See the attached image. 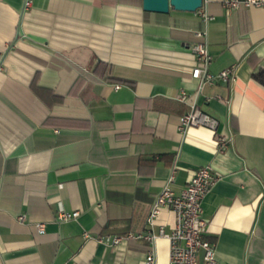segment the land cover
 Instances as JSON below:
<instances>
[{"label": "crops", "instance_id": "1", "mask_svg": "<svg viewBox=\"0 0 264 264\" xmlns=\"http://www.w3.org/2000/svg\"><path fill=\"white\" fill-rule=\"evenodd\" d=\"M25 1L0 0V264H143L149 249L170 264L158 229L169 232L174 214L162 207L150 225L149 211L173 169L179 189L206 164L221 176L202 200L216 264H264V84L253 76L264 69V9ZM197 41L211 72L236 64L232 79L198 90ZM181 88L215 130L179 129ZM59 209L79 216L59 222ZM148 230L153 242L97 241Z\"/></svg>", "mask_w": 264, "mask_h": 264}, {"label": "built area", "instance_id": "2", "mask_svg": "<svg viewBox=\"0 0 264 264\" xmlns=\"http://www.w3.org/2000/svg\"><path fill=\"white\" fill-rule=\"evenodd\" d=\"M226 9L240 7H260L264 9V0H221ZM25 4L29 5L27 0ZM201 15L207 18L202 12ZM203 32L197 31L196 35ZM191 50L195 55L196 64L192 67L191 76L198 80V90L205 84H214L218 80L227 81L235 74L236 64L223 68L217 72L208 69L212 54L204 42L197 41L192 44ZM119 87V85H115ZM176 98L189 104V110L180 116L179 129L191 125L207 126L212 130L217 127V119L209 113L201 110L191 99V95L181 88ZM217 145L220 148H227L230 138L217 134L215 136ZM174 169L170 172L165 184L156 194L152 207L149 211L147 222L152 225L155 216L162 207H169L174 214V226L166 232L162 226L158 229V235L165 236L169 241V263L170 264H216V251L214 242L204 237L207 229V222L203 217L202 200L211 187L221 178L220 174L214 172L210 165L206 164L194 170L189 180L179 189H174ZM79 216V210L67 211L59 209L56 220L59 222L75 219ZM19 221L24 215L17 216ZM40 231H43L44 224L36 223ZM88 237L87 232H83ZM156 234L152 230L145 233L127 232L124 234L114 233L110 236H100L97 241L105 245L117 244L126 238H144L148 241L154 240ZM201 252V255L199 252ZM156 255L149 249L144 257L143 264H156Z\"/></svg>", "mask_w": 264, "mask_h": 264}, {"label": "water", "instance_id": "3", "mask_svg": "<svg viewBox=\"0 0 264 264\" xmlns=\"http://www.w3.org/2000/svg\"><path fill=\"white\" fill-rule=\"evenodd\" d=\"M203 0H143V8L155 11H167L170 7L184 10H196Z\"/></svg>", "mask_w": 264, "mask_h": 264}, {"label": "trees", "instance_id": "4", "mask_svg": "<svg viewBox=\"0 0 264 264\" xmlns=\"http://www.w3.org/2000/svg\"><path fill=\"white\" fill-rule=\"evenodd\" d=\"M106 73V74H105ZM103 75H105L106 78L110 79V77H108V71L105 70L103 72ZM254 78L257 79L259 82H261L262 84H264V69H259L257 72H255L253 74Z\"/></svg>", "mask_w": 264, "mask_h": 264}]
</instances>
